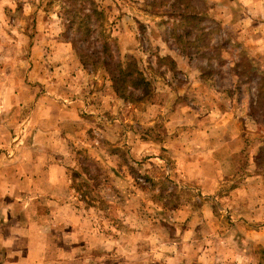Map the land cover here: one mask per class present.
<instances>
[{
  "label": "rangeland",
  "instance_id": "obj_1",
  "mask_svg": "<svg viewBox=\"0 0 264 264\" xmlns=\"http://www.w3.org/2000/svg\"><path fill=\"white\" fill-rule=\"evenodd\" d=\"M92 1L102 22L78 47L95 59L104 38L114 61H134L146 95L128 88V99H119L102 68L80 65L56 0H0L5 140H31L33 117L45 125L48 115L71 111L74 120H59V134L74 197L100 221L103 236L123 232L120 220L130 217L154 240L172 227L169 207L201 204L199 186L179 176L177 163L201 149L198 128L226 125L219 136L246 142L220 192L246 171L264 176V0L261 8L255 0ZM87 189L92 205L80 198ZM100 262L134 263L115 255Z\"/></svg>",
  "mask_w": 264,
  "mask_h": 264
},
{
  "label": "crops",
  "instance_id": "obj_2",
  "mask_svg": "<svg viewBox=\"0 0 264 264\" xmlns=\"http://www.w3.org/2000/svg\"><path fill=\"white\" fill-rule=\"evenodd\" d=\"M255 1L253 7L261 8L263 0ZM54 118L48 115L44 125L33 117L31 140L17 141L5 140L8 125L0 119V264H101L106 255L133 264H262L264 176L246 171L220 192V185L231 183L229 169L246 144L219 136L226 125L212 124L218 133L212 125L198 128L201 149L178 158L179 176L199 186L195 198L202 201L193 211L169 207L172 227L153 240L135 227L142 220L130 217L120 220L123 232L102 235L100 221L74 197L66 172L60 121L74 120L72 113ZM51 131L58 133L53 140ZM166 244L173 251L167 262Z\"/></svg>",
  "mask_w": 264,
  "mask_h": 264
},
{
  "label": "trees",
  "instance_id": "obj_3",
  "mask_svg": "<svg viewBox=\"0 0 264 264\" xmlns=\"http://www.w3.org/2000/svg\"><path fill=\"white\" fill-rule=\"evenodd\" d=\"M56 2L60 4V14L63 19L62 28L72 36L68 43L77 56L80 65L102 68L108 76L113 93L119 99H128L131 95V92L127 90L128 88L131 90L140 88L142 90L141 96L146 95L145 88L148 83L136 68L134 61L128 59L120 61L118 58L114 61L110 52L108 53V46L104 38L100 43L99 51L95 52V55H99L94 57L95 59H91L92 56L87 55L84 50L78 47L80 43H88L95 23L97 26L101 25L102 13L97 9L94 2L92 0H56ZM80 194V198H83L84 202L86 200L87 205H92L95 202L90 190L87 189ZM98 201L102 203L101 200L98 199Z\"/></svg>",
  "mask_w": 264,
  "mask_h": 264
}]
</instances>
